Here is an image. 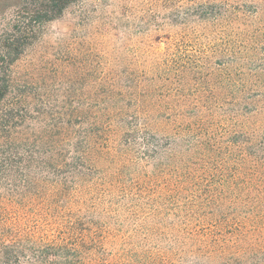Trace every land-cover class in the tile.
Returning a JSON list of instances; mask_svg holds the SVG:
<instances>
[{
	"label": "rangeland",
	"instance_id": "1",
	"mask_svg": "<svg viewBox=\"0 0 264 264\" xmlns=\"http://www.w3.org/2000/svg\"><path fill=\"white\" fill-rule=\"evenodd\" d=\"M45 1L0 0V51L21 46L0 76V255L28 247L34 224L72 221L96 230L108 264L146 250L172 264H264V163L252 177L239 148L244 132L264 138V0H76L50 21L37 12ZM150 110L159 143H177L159 166L174 173L191 144V178L150 176L152 163L126 152L117 127L105 131L109 116ZM101 126L71 171L62 153L75 130ZM210 185L229 194L241 230L184 222L166 197Z\"/></svg>",
	"mask_w": 264,
	"mask_h": 264
},
{
	"label": "trees",
	"instance_id": "2",
	"mask_svg": "<svg viewBox=\"0 0 264 264\" xmlns=\"http://www.w3.org/2000/svg\"><path fill=\"white\" fill-rule=\"evenodd\" d=\"M76 0H47L37 6V12L44 15L47 21L56 19L61 15L63 10ZM172 45H174L172 43ZM174 50H169L166 56L170 58L168 64L169 69L167 72H173ZM21 53V46L17 44L15 47H9L5 52L0 51V76L3 75L4 65H8L16 59V56ZM8 89V81L5 78H0V102L4 98ZM152 103L155 105L154 100ZM158 112V111H157ZM150 110V114H133L129 115L123 112H117L108 118L115 123H108L105 131L117 127L120 131L119 143L124 147L126 152L132 150L135 152L134 156L145 163H152L150 176L159 177L160 175H168L167 177L175 176L178 180L191 178L194 174L191 160L192 154L196 151L193 150L191 144H184L186 151L183 163H177L174 167V173L167 174L159 166L162 161L171 162L177 156V143L175 137L167 138L164 146L159 143L160 137L158 136V128H154L157 123L158 113ZM152 116L153 119H148ZM155 120V121H154ZM153 123V124H152ZM175 125V122L172 121ZM102 127V129H101ZM100 129L87 130L82 133V129H77V137L74 142L70 139L67 144L65 153H62L63 163L70 168L71 171H78L81 165L88 161L90 155L89 140L93 138H100ZM122 131H121V130ZM91 135V138L88 137ZM94 135H93V134ZM264 136V133L262 134ZM159 139V140H158ZM241 144L239 148L242 152L243 166L247 167L248 172H253L258 164V161L264 163V138L256 136L255 134L244 132L240 136ZM180 144V143H179ZM233 146L235 145L232 142ZM208 153L211 151L210 147H203ZM83 167V166H82ZM205 176V170H200ZM200 172V173H201ZM178 173V174H177ZM203 179V180H204ZM208 180V179H207ZM248 191V190H247ZM190 193V192H189ZM178 198L168 197L171 201H175L178 212L183 217L184 222H189L188 218H195L196 222H209L210 219L215 218V227L217 231L223 233V229H236L241 230L240 226L232 225L231 217L229 216L230 207L225 204L228 193H223L213 189V186H207V192H191L190 194ZM189 194V195H188ZM192 222V221H191ZM232 225V226H231ZM213 230L210 234L212 235ZM96 235V230L85 228L84 222H53L51 228L43 230L41 226L32 225V241H28V247L25 246L24 241H19L15 244H7L2 248V255H0V264H108L104 261L103 255L98 253V244H95L93 237ZM242 237L246 233L240 234ZM261 243H264V238H260ZM260 253L264 252V248L259 246ZM122 255L115 256L119 259L120 264H127L128 262L135 261L136 264H172L168 258L162 256L160 252H152L146 250L145 252H123ZM254 254V253H253ZM257 255V254H256Z\"/></svg>",
	"mask_w": 264,
	"mask_h": 264
}]
</instances>
